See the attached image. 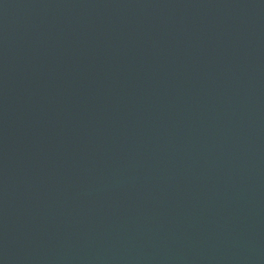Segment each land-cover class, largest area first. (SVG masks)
Instances as JSON below:
<instances>
[{"label": "water", "instance_id": "95a60500", "mask_svg": "<svg viewBox=\"0 0 264 264\" xmlns=\"http://www.w3.org/2000/svg\"><path fill=\"white\" fill-rule=\"evenodd\" d=\"M0 264H264V0H0Z\"/></svg>", "mask_w": 264, "mask_h": 264}]
</instances>
